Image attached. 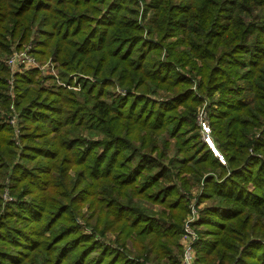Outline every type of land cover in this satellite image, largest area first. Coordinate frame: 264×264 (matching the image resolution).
I'll return each instance as SVG.
<instances>
[{
    "label": "trees",
    "instance_id": "trees-1",
    "mask_svg": "<svg viewBox=\"0 0 264 264\" xmlns=\"http://www.w3.org/2000/svg\"><path fill=\"white\" fill-rule=\"evenodd\" d=\"M132 1L0 0V65L10 38L97 79L75 93L44 87L35 72L16 78L20 137L0 119V264H182L173 251L181 254L187 201L174 178L187 191L203 181L210 202L194 264H264V0H150L167 63ZM189 63L217 107L210 127L225 165L198 132L192 81L176 71ZM8 77L1 65L0 107L10 112ZM111 78L125 97L103 92ZM161 93L172 99L145 96ZM83 204L100 240L76 223Z\"/></svg>",
    "mask_w": 264,
    "mask_h": 264
},
{
    "label": "rangeland",
    "instance_id": "rangeland-1",
    "mask_svg": "<svg viewBox=\"0 0 264 264\" xmlns=\"http://www.w3.org/2000/svg\"><path fill=\"white\" fill-rule=\"evenodd\" d=\"M211 1L214 2L213 0H211ZM133 2L136 5H134V7H132V9L135 11V14L137 13L136 15H134V19H136L138 25L142 28L144 39L149 44L157 45L160 47V49L162 50V54L160 56V61H162L163 63H167L168 62L167 60L168 59L170 60V51L167 47V43H169V41L168 42H160L159 39L157 37H154L153 35H151V32H150V28H149L150 23L149 22H150V19L152 17V11L150 8L147 7L150 0H133L132 3ZM131 4H129V5H131ZM8 42H9V44L11 43L10 48H9L10 52L8 55H6L3 58V60L1 61V65L5 66V68L9 71V77L7 78L6 83L8 86V97L11 100L10 101L11 106L9 108L10 112H8L6 109H3L0 107V119H2L3 121H5L6 124L11 126L13 128V131L15 132V135H18V137H20V134L22 133L21 132L20 113L17 110H15V101L17 98L16 78L19 75H24V74L26 75L27 73L35 72L36 73L35 77L41 78L43 80L44 87L55 88V90L66 89L68 91H72L75 93L82 92L83 87L88 83L89 84H96L97 83V79L93 75H88V74H85L82 72H71V73L66 72L62 68L60 63L54 61V59H52L51 57L48 59H43V60L39 59L38 56L34 54V45L31 42L26 43L20 47H18L19 46L18 40L16 42H13L12 39L8 38ZM15 54L18 55L17 56L18 62L15 65H10L8 63V61ZM198 60L199 59H195L197 67H199L201 65V63ZM1 65H0V67H1ZM175 68H176V71L182 77L190 79L192 81V87L191 88L193 89L194 93L200 99V103L197 106L195 113H194L195 114V123H196V126L198 128V132L201 135L202 140L205 142L204 135H203L204 132H202L201 124L202 123L211 124L209 110H210V108H215V111H217V107L213 106V104L210 102V99L198 90V83L202 80V76L200 74H198L197 72L192 71L193 66L190 63L185 65V66L175 64ZM110 83H112V85H113L112 87L108 86L107 89L102 88L104 93L110 92L111 96L116 95L119 97H125L127 95V92L120 88L118 83L115 81V78H111ZM95 91L97 93V90H95ZM132 92L136 93L134 91H132ZM136 95L141 96L140 93H136ZM145 96L148 97L149 99H153L155 101H163V102H168L172 99V97L168 93L166 95L161 93V95L159 94L157 96H154L152 94H147ZM103 99L108 100L107 97L103 98ZM128 107H130V104L127 106V108ZM121 117H123V116H121ZM12 119L16 120V123L14 125L10 123V122H12ZM211 138H212V140L214 139L212 136V132H211ZM94 140H96V138H94ZM18 142H19V140H18ZM18 142H17V144H18ZM136 144L140 145V142H136ZM214 147L216 149V144ZM168 153H167V157H169L170 159H179L178 156L176 155L175 151H172V152L170 151L169 155H168ZM213 153H215V152L213 151ZM220 157H222V155L219 152L218 158H219L220 162H222ZM257 157L261 158V156H257ZM223 160H224V158H223ZM222 164L225 165V160H224V163L222 162ZM69 172H70L71 176H73L75 174L74 169H71ZM174 183L177 184L178 189H180V192L182 193V195L185 196V199L187 201V213L183 219V226L186 225V223H187L186 221L189 219L193 210H195L197 218H196V221L194 223V230L196 232V235H197L198 241H199L200 236H199L198 231H197L198 230L197 222L200 220V217L202 215V210L205 207L210 205V202L201 201V197H202V194L204 192V183H203V181H201L198 185L193 186L190 189V191L183 190V189L179 188L180 182L176 178H174ZM3 199L6 203L11 200L9 190L7 188L4 190ZM140 204H141V206H143V208L148 209L151 214L156 215L157 217H162L161 216V213H162L163 218L174 220V219H172V214H171L170 210H168L167 208H165V209L168 212L163 213V211H165L164 207H162L160 205L149 204L146 201H142V202H140ZM174 213L180 214V212H174ZM74 216L76 218L77 225L81 228L82 233L84 235L93 236V237L96 236L97 233L93 230L94 229L93 228L94 227V221L91 218L89 206L87 204L81 205V209H79L77 211V213L75 211ZM93 233H96V234H93ZM97 236H98V238H97L98 240H100L102 238L98 234H97ZM106 237L109 238L110 240H114L115 234L113 232H108ZM179 244H180V247L182 248V249H180L181 254L178 255V253L176 252V249H174L173 253H174L176 259L180 258V260H181V257H183L182 256V252H183L182 236L179 239ZM128 245H129V249H132L135 252V250L133 249L132 243L130 242V243H128ZM195 256H196V252H195ZM196 258H197V256H196ZM170 263H171L170 260H168L167 257H165L161 264H170ZM180 263H181V261H180ZM157 264H159V263H157Z\"/></svg>",
    "mask_w": 264,
    "mask_h": 264
},
{
    "label": "built area",
    "instance_id": "built-area-1",
    "mask_svg": "<svg viewBox=\"0 0 264 264\" xmlns=\"http://www.w3.org/2000/svg\"><path fill=\"white\" fill-rule=\"evenodd\" d=\"M18 55H14L11 57L8 61L10 65H15L18 62L17 59ZM12 119L11 124H15L16 120ZM11 121V120H10ZM202 132L204 135L205 142L209 145V147L212 149V151L215 152V154L219 157L218 151L216 152L213 145V140L211 138V128L210 124L208 123H202ZM16 138H18V135H15ZM215 146V145H214ZM221 161L224 163V160L222 157ZM196 212L193 210L192 214L190 215L189 219L186 221V225L183 227V234H182V243H183V257H182V264H194L196 256H195V245L198 242V237L196 235V232L194 230V223L196 221Z\"/></svg>",
    "mask_w": 264,
    "mask_h": 264
},
{
    "label": "bare ground",
    "instance_id": "bare-ground-1",
    "mask_svg": "<svg viewBox=\"0 0 264 264\" xmlns=\"http://www.w3.org/2000/svg\"><path fill=\"white\" fill-rule=\"evenodd\" d=\"M213 147H214V145H213ZM214 149H215V147H214ZM215 151H216V149H215ZM217 152V151H216Z\"/></svg>",
    "mask_w": 264,
    "mask_h": 264
}]
</instances>
